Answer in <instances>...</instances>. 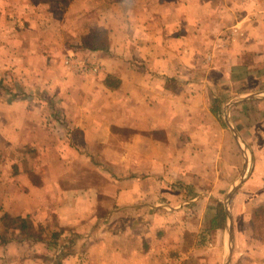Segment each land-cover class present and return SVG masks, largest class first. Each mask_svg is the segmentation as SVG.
Here are the masks:
<instances>
[{
    "label": "crops",
    "instance_id": "crops-1",
    "mask_svg": "<svg viewBox=\"0 0 264 264\" xmlns=\"http://www.w3.org/2000/svg\"><path fill=\"white\" fill-rule=\"evenodd\" d=\"M71 17L97 73L55 57ZM261 91L264 0H0V264H226L228 120L232 264H264V98L227 107Z\"/></svg>",
    "mask_w": 264,
    "mask_h": 264
},
{
    "label": "rangeland",
    "instance_id": "rangeland-1",
    "mask_svg": "<svg viewBox=\"0 0 264 264\" xmlns=\"http://www.w3.org/2000/svg\"><path fill=\"white\" fill-rule=\"evenodd\" d=\"M64 1H65V4H66L69 0H64ZM70 19L72 20V22L70 24V26H71L70 28H71V31L72 32L70 34L71 35V41L69 43L71 45V48H73L71 50H74L75 52H73L72 54H70L69 52L66 51L65 55H63V53H60V54L56 55L55 57L57 59H60V62L62 61L60 64L63 63L64 66L69 69V71L72 70L73 72H75V74L80 75V74H83V73L76 72L75 70H73V68H71L68 64H66V60L68 59L69 56H72L75 61L76 60H78V61H85L87 65L92 66V67L95 66V65H98V63L97 62H93L94 61V58L92 59L91 57H88L85 54L80 53L81 49H74L76 47H79V43H78L79 41H78V39H75V36L73 34V31L74 30H77L76 24H75L76 22L74 20L75 17H71ZM99 33H100V34H98L99 38L102 41H106L107 36H108L107 31H104V30H101L100 31L99 30ZM91 40H92L91 37H89L87 39V41H89V42ZM107 41H108V39H107ZM95 42L96 41H93V43H95ZM9 93L10 94H15L16 92L14 93V91H9ZM55 94H57V93L55 92ZM55 103H56V101H55ZM52 108L55 109V110H57L59 107L57 105L55 107H53V105H52ZM56 114H57L56 115L57 117H55V120L57 121V124L58 123H62L61 118H60V115H58V112ZM58 125H60V124H58ZM247 135L249 136V134H247ZM8 152H9V155L10 156H13L15 154L16 150H8ZM6 220H8V218ZM234 220H235V224H236L235 225L236 226L235 235L238 236V235L241 234L242 237H244L243 235H244V231H245V226L246 225L242 223L241 218H240L239 215L238 216L237 215L234 216ZM247 226H249V227H248V230H247L246 234L248 233L250 237H255V238H258V239H261V240L264 239V215L259 216V217H256L255 218V221H253L250 225H247ZM29 233H31L34 236V234H39V229H28L27 230V234H29ZM241 262L246 263L247 261L244 260V261H241ZM236 264H239L238 261L236 262Z\"/></svg>",
    "mask_w": 264,
    "mask_h": 264
},
{
    "label": "water",
    "instance_id": "water-1",
    "mask_svg": "<svg viewBox=\"0 0 264 264\" xmlns=\"http://www.w3.org/2000/svg\"><path fill=\"white\" fill-rule=\"evenodd\" d=\"M251 98H264V91L257 92V93H251L247 94L246 96L240 98V99H234L230 104H228V108L239 101L251 99ZM228 125L230 126L239 146L241 147V150L243 152V155L245 157V169H244V175L239 179V181L229 190L227 196H226V208H225V219H226V232L228 233L229 239H230V252L227 257L226 264H232L233 257H234V230L233 225L231 223V209H230V200L233 196V194L238 190V188L241 186L242 182L246 179L247 175L250 171L251 166V153L247 145L245 144L244 140L240 136V134L237 132L234 124L228 120Z\"/></svg>",
    "mask_w": 264,
    "mask_h": 264
},
{
    "label": "trees",
    "instance_id": "trees-1",
    "mask_svg": "<svg viewBox=\"0 0 264 264\" xmlns=\"http://www.w3.org/2000/svg\"><path fill=\"white\" fill-rule=\"evenodd\" d=\"M98 34H100L99 33V31H94V32H90V33H88V34H86L84 37H82V45L84 46V47H86V48H90V49H102V50H104V49H107V47H108V41H107V39H108V36H107V39H106V41H102L100 38H99V36H98ZM89 37H91V41L89 42V41H87V39L89 38ZM93 41H96L95 43H93ZM113 77L111 76V75H108V77H107V82L108 81H110L111 79H112ZM222 214H223V216H224V213H223V211H222ZM262 215H264V205L263 206H260L259 208H257L256 210H255V218L256 217H259V216H262ZM30 221H29V218H24V219H22V223H21V229L22 230H28V229H34V228H32L31 227V224L29 223ZM43 232L44 231H42V230H39V234H34V236H36V237H41V235L43 234ZM27 233V232H26ZM29 236H33L31 233H29ZM55 235H53V237H54Z\"/></svg>",
    "mask_w": 264,
    "mask_h": 264
},
{
    "label": "built area",
    "instance_id": "built-area-1",
    "mask_svg": "<svg viewBox=\"0 0 264 264\" xmlns=\"http://www.w3.org/2000/svg\"><path fill=\"white\" fill-rule=\"evenodd\" d=\"M66 64H68L76 72L80 73H97L100 70L99 65H95L92 67L87 65L85 61H75L72 56L68 57V59L66 60Z\"/></svg>",
    "mask_w": 264,
    "mask_h": 264
}]
</instances>
